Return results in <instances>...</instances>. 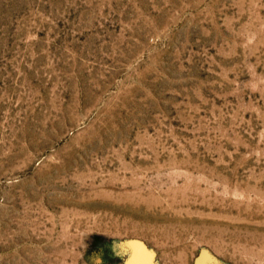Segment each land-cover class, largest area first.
<instances>
[{"label":"rangeland","instance_id":"374dc122","mask_svg":"<svg viewBox=\"0 0 264 264\" xmlns=\"http://www.w3.org/2000/svg\"><path fill=\"white\" fill-rule=\"evenodd\" d=\"M0 264H264V0H0Z\"/></svg>","mask_w":264,"mask_h":264}]
</instances>
